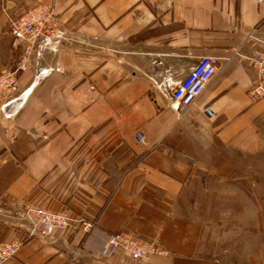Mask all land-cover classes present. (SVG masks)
<instances>
[{
	"label": "crops",
	"instance_id": "1",
	"mask_svg": "<svg viewBox=\"0 0 264 264\" xmlns=\"http://www.w3.org/2000/svg\"><path fill=\"white\" fill-rule=\"evenodd\" d=\"M36 4L53 11L60 37L34 46L17 98L0 103V242L21 241L0 264H218L192 196L198 184L232 195L264 177V97L250 100L257 74L244 59L264 36V1L0 0V70L23 47L9 16ZM205 55L216 71L176 110L173 89ZM24 205L67 208L168 254L96 252L74 226L24 238ZM258 226L250 258L264 264Z\"/></svg>",
	"mask_w": 264,
	"mask_h": 264
},
{
	"label": "built area",
	"instance_id": "2",
	"mask_svg": "<svg viewBox=\"0 0 264 264\" xmlns=\"http://www.w3.org/2000/svg\"><path fill=\"white\" fill-rule=\"evenodd\" d=\"M264 1V0H259ZM6 30L22 52L15 62L0 70V100L5 102L18 92L17 77L28 67V60L35 45L41 40H56L60 37L53 11L43 5L36 4L19 15L9 16ZM259 46L244 59L256 71V82L250 87L248 94L251 101L264 97V36L258 40ZM218 58L202 56L187 76L172 91L171 104L183 111L199 96L216 71ZM139 142L145 140L141 131L136 132ZM20 221L23 237H50L56 230L74 226L83 235L89 236L87 245L96 252L122 250L132 260H140L150 255H167L168 251L155 241L139 238L129 232L109 233L99 231L95 222L80 215H73L67 208L52 211L41 206L24 205L15 212ZM91 240V242L89 241ZM21 241L0 242V260L15 254Z\"/></svg>",
	"mask_w": 264,
	"mask_h": 264
},
{
	"label": "rangeland",
	"instance_id": "3",
	"mask_svg": "<svg viewBox=\"0 0 264 264\" xmlns=\"http://www.w3.org/2000/svg\"><path fill=\"white\" fill-rule=\"evenodd\" d=\"M22 73L17 77L18 92L5 102L0 100L2 105L17 98ZM236 187V193L228 195L223 194L224 187L213 190L198 184L192 196L193 214L205 218L207 256L218 264H257L259 260L250 256L258 251V237L250 238L257 236L258 224L264 219V177Z\"/></svg>",
	"mask_w": 264,
	"mask_h": 264
}]
</instances>
